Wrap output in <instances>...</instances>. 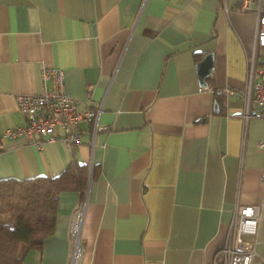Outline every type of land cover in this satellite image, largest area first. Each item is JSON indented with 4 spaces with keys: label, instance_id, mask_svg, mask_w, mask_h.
Here are the masks:
<instances>
[{
    "label": "crops",
    "instance_id": "0c3cea01",
    "mask_svg": "<svg viewBox=\"0 0 264 264\" xmlns=\"http://www.w3.org/2000/svg\"><path fill=\"white\" fill-rule=\"evenodd\" d=\"M232 5L0 0V180L88 167L84 197L59 193L53 233L22 264H69L76 210L79 264H214L236 206L261 208L264 264V118H244L257 17ZM46 67L63 71L79 110L98 111L73 150L2 136L23 124L16 97L39 94Z\"/></svg>",
    "mask_w": 264,
    "mask_h": 264
},
{
    "label": "built area",
    "instance_id": "2783aa9c",
    "mask_svg": "<svg viewBox=\"0 0 264 264\" xmlns=\"http://www.w3.org/2000/svg\"><path fill=\"white\" fill-rule=\"evenodd\" d=\"M222 1L225 3V12H228V3L232 2L234 11H253L256 14L254 51L251 55L248 92L245 94L247 107L244 118L252 113L264 118V0ZM40 77L42 90L39 94L16 97L18 111L24 117L23 124L5 129L2 136L7 139L26 137L37 149H41L44 141H60L67 149L73 150L82 141L84 125L96 120L98 111L90 108L78 109L76 101L66 93L64 73L59 67L43 68ZM258 147L264 149V141L259 142ZM260 218V207L236 206L229 224L227 240L218 251L214 264H253L256 256L255 236ZM81 222L82 210H76L69 227L74 241L69 264H79L81 259Z\"/></svg>",
    "mask_w": 264,
    "mask_h": 264
},
{
    "label": "trees",
    "instance_id": "16d2710c",
    "mask_svg": "<svg viewBox=\"0 0 264 264\" xmlns=\"http://www.w3.org/2000/svg\"><path fill=\"white\" fill-rule=\"evenodd\" d=\"M87 182L88 167L75 160L54 178L0 180V264H22L28 251L39 250L53 233L59 193L82 199Z\"/></svg>",
    "mask_w": 264,
    "mask_h": 264
},
{
    "label": "water",
    "instance_id": "95a60500",
    "mask_svg": "<svg viewBox=\"0 0 264 264\" xmlns=\"http://www.w3.org/2000/svg\"><path fill=\"white\" fill-rule=\"evenodd\" d=\"M212 69V54H207L203 57L196 65V70L198 74L199 84L206 86L205 78L210 74Z\"/></svg>",
    "mask_w": 264,
    "mask_h": 264
},
{
    "label": "rangeland",
    "instance_id": "374dc122",
    "mask_svg": "<svg viewBox=\"0 0 264 264\" xmlns=\"http://www.w3.org/2000/svg\"><path fill=\"white\" fill-rule=\"evenodd\" d=\"M6 220V216L4 214H0V222H3Z\"/></svg>",
    "mask_w": 264,
    "mask_h": 264
}]
</instances>
